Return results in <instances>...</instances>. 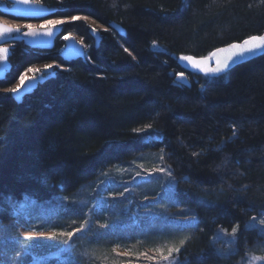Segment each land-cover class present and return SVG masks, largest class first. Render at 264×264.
<instances>
[{
	"label": "trees",
	"instance_id": "16d2710c",
	"mask_svg": "<svg viewBox=\"0 0 264 264\" xmlns=\"http://www.w3.org/2000/svg\"><path fill=\"white\" fill-rule=\"evenodd\" d=\"M40 1L59 9L54 17L85 15L104 28L99 46L85 19L65 23L53 50L15 43L12 71L0 81V235L11 245L7 255L26 239L16 203L31 201L38 214L102 171L158 152L175 180L176 216L194 221L177 254L181 264H243L253 248H264V55L219 76L177 63L179 55L207 56L262 34L264 0ZM68 33L83 38L86 61L59 56ZM44 62L61 65L21 103L4 90ZM180 73L191 87L176 82ZM74 217L79 222L38 229L76 237L82 219ZM80 247L67 252L66 264H81ZM52 261L46 264H62Z\"/></svg>",
	"mask_w": 264,
	"mask_h": 264
},
{
	"label": "rangeland",
	"instance_id": "374dc122",
	"mask_svg": "<svg viewBox=\"0 0 264 264\" xmlns=\"http://www.w3.org/2000/svg\"><path fill=\"white\" fill-rule=\"evenodd\" d=\"M76 17L85 19L92 27L104 28L89 16ZM0 20L27 28L29 24L35 27L45 25L48 21H62L60 24L64 25L74 19L52 17L26 21L0 15ZM71 34L86 45L76 33H68L64 37ZM46 65L52 67L61 64H36L29 67L22 76L26 80L40 75ZM210 68L211 65L203 73L210 74ZM21 85L19 79L4 90L12 92V89ZM174 186L175 180L162 153H144L131 162L102 171L96 180L73 197L58 199L48 208L40 207L38 214L33 213L31 201L16 203L14 212L17 219H26L25 225L19 222L16 225L26 239L16 240V255L10 258L7 254L11 245H7V240H3L0 235V264H46L53 262L54 258H59L62 264H66L65 261L72 255L67 252L74 249L75 244L81 245V259L77 262L81 264H181L177 254L190 236L194 221L176 216L175 204L170 201ZM155 189L160 191L152 195ZM75 215H79L82 220L81 226L76 230L78 235H72L73 243L70 247L65 244L68 237L58 235L69 233L68 231L38 229L43 225L51 227L54 222L77 223L79 221L73 219ZM54 234L57 235L52 238ZM35 236L46 239L35 244V240H31ZM181 241L184 243L181 244ZM243 264H264V248H253Z\"/></svg>",
	"mask_w": 264,
	"mask_h": 264
},
{
	"label": "water",
	"instance_id": "95a60500",
	"mask_svg": "<svg viewBox=\"0 0 264 264\" xmlns=\"http://www.w3.org/2000/svg\"><path fill=\"white\" fill-rule=\"evenodd\" d=\"M58 11L59 9L57 7L47 5L39 0H27V2H23V0H0V14L20 20L39 21L49 19L54 17ZM2 25L13 28L17 27L0 20V26ZM111 26L116 29H121L116 23H112ZM19 28V32L13 33H3L2 30H0V49H7V53L0 52V81L6 80L7 76L12 71L10 58L13 55L15 43H23L26 47L32 49L43 51L53 50L56 46L58 37L63 34L64 25L56 24L52 27L51 35L46 34V30L42 29L41 26L33 27L38 30L35 35L27 34L30 31L28 28ZM89 32L95 39V45L99 46L102 40L101 29L91 26ZM252 36H264V32L260 35H251L241 41H234L217 47L207 56H195L192 54L179 55L177 57V63L188 72H203L211 65L210 74L212 76L222 75L241 64L250 62L264 55V47L255 49L254 51L244 50L251 47V45H244L243 42ZM233 44L242 45V47H232L231 45ZM59 56L62 60L67 62L78 58L84 61L87 59L84 44L73 34L64 39V47L60 51ZM184 57H191L192 59L186 60ZM225 65L227 66L225 67ZM217 68L221 69V71H213ZM55 70V66H52L50 69H43L42 74L39 76L28 77L24 83L17 88L19 89L18 92H11L12 96L18 103H21L24 97L31 94L40 83L54 77L56 74ZM175 80L177 83L187 87L192 86V81L186 73L178 74Z\"/></svg>",
	"mask_w": 264,
	"mask_h": 264
},
{
	"label": "snow or ice",
	"instance_id": "6c2138e0",
	"mask_svg": "<svg viewBox=\"0 0 264 264\" xmlns=\"http://www.w3.org/2000/svg\"><path fill=\"white\" fill-rule=\"evenodd\" d=\"M23 2H27V0H23ZM73 19L78 20L79 17H73ZM60 23H62V21H48L45 25H41V28L46 30V34L51 35V28L54 27L56 24H60ZM27 28L30 30L27 34H29V35L37 34L38 30L33 28L32 25H30V24L27 25ZM0 30H2L3 33H13V32H19L20 28L19 27L13 28V27H9L7 25H2V26H0ZM243 44L244 45H249V44L251 45V47L244 49L245 51H254L255 49L262 48V47H264V36H252L248 40H245L243 42ZM231 46L232 47H242V45H238V44H233ZM125 51H127V49H125ZM0 52L7 53V49H0ZM184 59L191 60L192 58L191 57H184ZM226 66L227 65H225V67ZM46 68L50 69L51 65H46ZM29 71H33V70L29 69ZM36 71H39V70L37 69ZM213 71L220 72L221 69L217 68V69H214ZM20 80H21V84H23L25 77L21 76ZM18 91H19V89H12L13 93H16ZM161 171H163V169H161ZM261 223H264V220H262ZM55 235H57V234H54V236L52 238H54ZM58 235L67 236L68 239L70 240L72 238L73 233H58ZM183 243L184 242L181 241V244H183ZM171 251L172 250H170V253H171ZM174 251L178 252L179 249H174Z\"/></svg>",
	"mask_w": 264,
	"mask_h": 264
}]
</instances>
